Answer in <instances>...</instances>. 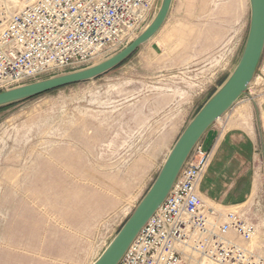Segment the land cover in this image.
Returning a JSON list of instances; mask_svg holds the SVG:
<instances>
[{"label":"rangeland","instance_id":"1","mask_svg":"<svg viewBox=\"0 0 264 264\" xmlns=\"http://www.w3.org/2000/svg\"><path fill=\"white\" fill-rule=\"evenodd\" d=\"M249 21V0H173L157 33L114 69L0 108V264H93L233 71ZM251 92L234 108L257 122L264 83ZM256 124L248 196L203 203L254 224L251 248L264 255V119Z\"/></svg>","mask_w":264,"mask_h":264},{"label":"built area","instance_id":"2","mask_svg":"<svg viewBox=\"0 0 264 264\" xmlns=\"http://www.w3.org/2000/svg\"><path fill=\"white\" fill-rule=\"evenodd\" d=\"M155 2L0 0V92L113 56L137 37ZM263 83L264 48L248 94ZM210 161L199 140L118 264H264L251 248L256 226L203 203L199 186Z\"/></svg>","mask_w":264,"mask_h":264},{"label":"water","instance_id":"3","mask_svg":"<svg viewBox=\"0 0 264 264\" xmlns=\"http://www.w3.org/2000/svg\"><path fill=\"white\" fill-rule=\"evenodd\" d=\"M172 0H161L145 30L118 53L96 65L0 92V107L25 101L53 90L95 79L124 62L163 25ZM250 21L241 56L226 81L205 102L178 137L154 182L130 217L93 264H118L139 231L170 192L184 162L203 134L246 94L264 48V0H249Z\"/></svg>","mask_w":264,"mask_h":264},{"label":"crops","instance_id":"4","mask_svg":"<svg viewBox=\"0 0 264 264\" xmlns=\"http://www.w3.org/2000/svg\"><path fill=\"white\" fill-rule=\"evenodd\" d=\"M257 87L251 86L249 98H253L251 91ZM243 102L238 100L200 139L203 148L211 152V161L202 177L199 195L218 206H222L220 200L242 199L249 193L247 164L257 156L259 126L256 123L263 121L264 114L260 111L258 116L255 110L259 119L256 122L251 111L241 108L235 111V105Z\"/></svg>","mask_w":264,"mask_h":264},{"label":"trees","instance_id":"5","mask_svg":"<svg viewBox=\"0 0 264 264\" xmlns=\"http://www.w3.org/2000/svg\"><path fill=\"white\" fill-rule=\"evenodd\" d=\"M14 104H16V103H14ZM11 105H13V104H11ZM7 106H10V105H7ZM4 107H6V106H4ZM0 108H2V107H0Z\"/></svg>","mask_w":264,"mask_h":264}]
</instances>
